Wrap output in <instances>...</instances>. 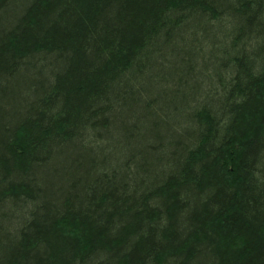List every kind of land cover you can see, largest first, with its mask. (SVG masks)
Wrapping results in <instances>:
<instances>
[{
	"label": "trees",
	"instance_id": "obj_1",
	"mask_svg": "<svg viewBox=\"0 0 264 264\" xmlns=\"http://www.w3.org/2000/svg\"><path fill=\"white\" fill-rule=\"evenodd\" d=\"M9 1L0 103L34 55L54 62L31 100L0 110V208L21 214L14 230L0 220V264H264V0H31L15 21L2 19ZM189 19L196 30L221 22L215 73L231 75L217 114L192 113L196 136L178 142L170 171L130 187L143 169L126 170L130 156L122 174L102 164L54 201L36 186L46 172L31 185L25 175L52 150L130 110L135 79Z\"/></svg>",
	"mask_w": 264,
	"mask_h": 264
},
{
	"label": "rangeland",
	"instance_id": "obj_2",
	"mask_svg": "<svg viewBox=\"0 0 264 264\" xmlns=\"http://www.w3.org/2000/svg\"><path fill=\"white\" fill-rule=\"evenodd\" d=\"M30 1L10 0L2 19L15 21ZM194 24L193 19L187 20L174 32L170 43L159 44L161 48L155 54V60L148 62L134 81L138 87L135 93L139 95L137 102L128 106L130 110L116 109L115 115L109 120V130H102L96 136L87 132L83 141L76 143L78 146L55 148L48 159L41 163H44L43 166L39 163V168L32 167L31 173L29 171L25 175L27 181L36 185L37 178H42L46 172L49 184L45 186L39 183L36 186H41L45 194L54 197V201L62 196L65 187L76 181L75 177L82 180L102 164L111 169H121L122 174L124 168H120L119 164L123 166L130 156L136 158L134 161L137 164L129 161L128 165H131L126 170L136 169L139 162H142L143 167L140 174L137 172V175L129 176L130 187L141 178L146 186L155 181L157 176L166 174L172 167L174 159L171 153L179 148L178 142L191 145L193 140L188 141L189 137L192 134L196 136L197 124L192 119V113L202 106H209L213 112L218 111L221 93L226 89L231 75L226 72L222 76L215 73L218 61L214 60L213 53H216L215 58L221 57L218 47L224 41L221 22L211 21L205 26L201 24L202 27L197 30ZM231 26L232 22L227 21L222 28L229 33ZM53 62L52 55L44 53L28 60L25 69L11 80L14 82L10 84V90L6 91L8 94L2 96L0 110L8 109V113L14 115L16 111L13 114L10 109L18 107L23 96L31 100L33 97L29 91L43 83V79H51ZM217 111L213 114H217ZM127 139L132 142L130 146L126 143ZM135 150L138 151L136 154ZM123 151L126 153L122 155ZM77 186L73 189L74 193ZM17 208H0V220L6 222L8 229L14 230L21 225V214Z\"/></svg>",
	"mask_w": 264,
	"mask_h": 264
}]
</instances>
